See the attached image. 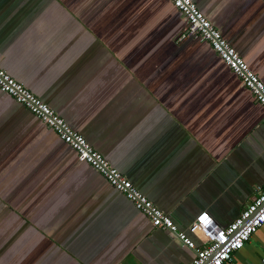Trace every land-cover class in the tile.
<instances>
[{
	"label": "crops",
	"instance_id": "obj_1",
	"mask_svg": "<svg viewBox=\"0 0 264 264\" xmlns=\"http://www.w3.org/2000/svg\"><path fill=\"white\" fill-rule=\"evenodd\" d=\"M264 83V0H192ZM168 0H0V68L181 230L264 187V110ZM264 223L225 264H256ZM193 253L0 90V264H188Z\"/></svg>",
	"mask_w": 264,
	"mask_h": 264
},
{
	"label": "built area",
	"instance_id": "obj_2",
	"mask_svg": "<svg viewBox=\"0 0 264 264\" xmlns=\"http://www.w3.org/2000/svg\"><path fill=\"white\" fill-rule=\"evenodd\" d=\"M177 10L184 26L178 40L197 38L209 44L224 65L238 78L255 102L264 110V83L210 23L192 0H168ZM0 90L22 104L49 127L57 137L69 145L78 160L88 163L117 191L121 192L140 211L153 227L166 230L189 249L193 256L188 264H225L233 252L243 246L264 223V187H257L238 215L219 226L207 212L197 214L185 230L177 228L167 212L160 210L120 171L94 150L81 134L73 130L62 117L30 92L20 82L0 68ZM256 264H264V255Z\"/></svg>",
	"mask_w": 264,
	"mask_h": 264
},
{
	"label": "water",
	"instance_id": "obj_3",
	"mask_svg": "<svg viewBox=\"0 0 264 264\" xmlns=\"http://www.w3.org/2000/svg\"><path fill=\"white\" fill-rule=\"evenodd\" d=\"M199 213H200V212H199ZM199 213H198V214H199ZM239 249H240V248H239ZM239 249H238V250H239ZM236 251H237V250H236ZM262 256H263V255H262ZM262 256H261V257H262Z\"/></svg>",
	"mask_w": 264,
	"mask_h": 264
}]
</instances>
